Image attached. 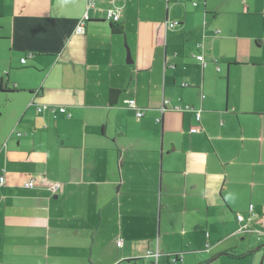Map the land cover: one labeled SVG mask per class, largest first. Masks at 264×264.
Wrapping results in <instances>:
<instances>
[{
    "label": "crops",
    "instance_id": "0c3cea01",
    "mask_svg": "<svg viewBox=\"0 0 264 264\" xmlns=\"http://www.w3.org/2000/svg\"><path fill=\"white\" fill-rule=\"evenodd\" d=\"M94 4L0 0V264H264V0Z\"/></svg>",
    "mask_w": 264,
    "mask_h": 264
},
{
    "label": "built area",
    "instance_id": "2783aa9c",
    "mask_svg": "<svg viewBox=\"0 0 264 264\" xmlns=\"http://www.w3.org/2000/svg\"><path fill=\"white\" fill-rule=\"evenodd\" d=\"M95 0H88V10L90 9V8H92V7H94L95 6ZM122 16V12H121V10L120 9H118V7H117V9H114V8H112V9H109L108 11H107V13H106V18L108 19V20H110V21H112V22H114V23H118V22H120V20H121V17ZM90 18V16H89V13L87 12L86 14H85V16L81 19V21L79 22V24H78V26H77V31L79 32V33H83V32H85V23H86V21L88 20ZM178 21H175V22H170V23H168L167 25H169V26H171V27H174V26H176V25H178ZM197 58L200 60V61H203L204 60V55H202V54H199V55H197ZM23 61H25V58L23 59ZM127 103L128 104H130L131 106H135L136 104H135V100H129V101H127ZM43 108H50V109H52V110H54V107L53 106H50V105H45V106H43V107H41L39 110H41V109H43ZM60 111L61 112H66V108L65 107H61L60 108ZM142 112L141 111H138L137 112V116L138 117H141L142 116ZM198 118H199V116H198ZM198 130H201V128L200 127H198V126H192L191 127V131L192 132H195V131H198ZM4 180V178L2 177L1 178V182ZM33 185H34V183H33V181L31 180L30 182H28L25 186H27V187H33ZM251 210H252V205H251V208H250ZM238 219L240 220V221H242V220H244V216L242 215V214H239L238 215ZM122 240L120 239L119 241H118V245L119 246H121L122 245ZM150 253H152V252H150ZM157 255V254H156ZM180 257V256H179ZM179 257H175V258H173V261H172V264H181V262H183V259L182 258H179ZM182 257V256H181Z\"/></svg>",
    "mask_w": 264,
    "mask_h": 264
},
{
    "label": "water",
    "instance_id": "95a60500",
    "mask_svg": "<svg viewBox=\"0 0 264 264\" xmlns=\"http://www.w3.org/2000/svg\"><path fill=\"white\" fill-rule=\"evenodd\" d=\"M128 56H130V50H129V49H128ZM225 254H227V253H221V254H219V255L213 257L212 259L208 260L205 264L211 263L212 260L214 261V259H216L217 257H219V256H221V255H225Z\"/></svg>",
    "mask_w": 264,
    "mask_h": 264
},
{
    "label": "trees",
    "instance_id": "16d2710c",
    "mask_svg": "<svg viewBox=\"0 0 264 264\" xmlns=\"http://www.w3.org/2000/svg\"><path fill=\"white\" fill-rule=\"evenodd\" d=\"M116 24H118V23H116ZM117 28H118V29H121L120 25H117ZM176 255L182 256L183 253H178V254H176Z\"/></svg>",
    "mask_w": 264,
    "mask_h": 264
},
{
    "label": "rangeland",
    "instance_id": "374dc122",
    "mask_svg": "<svg viewBox=\"0 0 264 264\" xmlns=\"http://www.w3.org/2000/svg\"><path fill=\"white\" fill-rule=\"evenodd\" d=\"M259 262H260L259 264H263L262 259ZM170 264H172V263H170Z\"/></svg>",
    "mask_w": 264,
    "mask_h": 264
}]
</instances>
